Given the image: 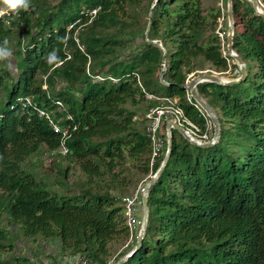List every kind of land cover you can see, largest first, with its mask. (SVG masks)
Returning <instances> with one entry per match:
<instances>
[{"label":"trees","instance_id":"obj_1","mask_svg":"<svg viewBox=\"0 0 264 264\" xmlns=\"http://www.w3.org/2000/svg\"><path fill=\"white\" fill-rule=\"evenodd\" d=\"M232 8L233 50L246 64V80L197 85L218 116L217 143L196 147L172 130L168 160L149 188L142 245L123 264H264V18L248 0H232ZM218 18V11L205 14L201 0H60L54 6L31 0L29 11L0 18V45L8 40L16 70L15 77L7 66L0 70L1 252L18 247L20 230L27 242H53L65 258L82 254L91 264L107 263L110 243L129 234L124 205L112 193L120 186L114 169L129 158L154 174L166 152L163 129V151L150 166L147 121L133 119L140 108L149 112L173 99L205 131L206 119L184 86L205 65L228 71L231 58L214 34ZM54 51L58 59L50 64ZM243 89L253 96L242 98ZM18 97L46 110H54L55 99L63 102L71 118L63 123L71 128L67 155L57 152L60 135L32 108L15 104ZM231 134L254 144L242 161L228 154ZM44 148L79 167L85 180L78 191L63 182L69 166L53 163L55 182L69 193L53 191L48 176L34 171L30 160ZM61 257L47 255V264H63Z\"/></svg>","mask_w":264,"mask_h":264},{"label":"rangeland","instance_id":"obj_2","mask_svg":"<svg viewBox=\"0 0 264 264\" xmlns=\"http://www.w3.org/2000/svg\"><path fill=\"white\" fill-rule=\"evenodd\" d=\"M60 0H47L48 4L50 6L56 5ZM149 0H143V4L147 5ZM202 2V8L204 9L205 14H209L210 11L214 12H219V18L216 20V26H215V31L214 34L218 36L220 43H221V50L222 44L224 41L225 36H227V0H201ZM262 4V3H261ZM263 5V4H262ZM264 6V5H263ZM152 8V7H151ZM151 8L149 11V16L151 14ZM235 23H237L234 20ZM237 30L240 31V27L237 26ZM219 34L223 35V38L219 36ZM227 52V51H226ZM227 54V53H226ZM227 56V55H226ZM18 60V59H17ZM7 65H6V63ZM229 66H228V71L227 72H216L215 70L211 69L209 65H205L204 70L202 71H196L195 74L190 75V80L194 77H197L199 75L203 74H217L223 77L224 79L227 80H234L239 77V69H233L231 71V66H235L236 64L235 61L232 59L229 60ZM5 66L9 69L11 72L12 76L15 77L16 75V70H15V56L12 52V57L8 61H0V70H4ZM237 66V65H236ZM252 72H254L252 70ZM189 80V81H190ZM9 81L8 79L5 80ZM8 83V82H7ZM6 83V84H7ZM10 90V87H8L6 90H3L1 93V99L4 100L7 97V94ZM244 94L242 95V98L244 99H250L253 96V92L250 90L243 89ZM146 108L145 106L140 108V110L137 111L136 117L133 119L134 122L141 123L142 121L145 122V116L148 111H144ZM253 143L245 142L235 140V137L233 134L230 136V143L227 145L228 148V154H230V157L239 159L242 161L247 154L252 150ZM33 165H34V171L38 173L39 176H48V185L49 187L57 192V193H62V192H67L66 189L62 188L59 186L55 180L58 177V168L53 165V163H60L62 167L69 166L70 171L68 173V176L65 180H63L64 184H66V187L70 190L69 192H76L79 189V186L82 181L85 180V176L81 172L78 166L72 165L71 163H67L65 159H58L55 157L53 154L50 155V153L44 149L41 150L40 153L36 154L31 160H30ZM31 165V164H30ZM113 174L117 175L118 180L120 182V186L118 187L117 190H113L112 193L115 197L120 199L121 203L123 197L127 195H132L137 188L144 184L145 180H149L150 172L148 174L144 173L140 163L136 162L134 160H131L129 158H126L124 162L118 167L115 168L113 171ZM110 180V176L106 175L104 176V183L105 187L111 188V185L107 183V181ZM67 192V193H69ZM137 218L140 224L137 226V239L138 235L141 229L142 225V220H143V210L141 208L138 209L137 211ZM19 236L18 239V247L15 248L12 252L9 249H6L5 252L0 251V261L1 260H6L11 262L12 264H21L19 260H16L17 258L20 257H26L30 258L31 260L35 261L38 260L36 264H47L46 257L47 255H55L61 257L62 254L59 252V249L56 244L53 242L50 243H45L41 242L40 239H37L35 241H25L21 235H20V230H16V233L14 234V237ZM137 239H133V242L128 246L125 247L128 238H117L114 241H112L109 245V256L106 258V262H111L113 261L114 264H117L119 260L122 258L126 257L127 254L130 252V250H134L135 246L137 243ZM41 242V243H40ZM122 256V258H120ZM61 261H63V264H69V258H65L64 256L61 257Z\"/></svg>","mask_w":264,"mask_h":264},{"label":"built area","instance_id":"obj_3","mask_svg":"<svg viewBox=\"0 0 264 264\" xmlns=\"http://www.w3.org/2000/svg\"><path fill=\"white\" fill-rule=\"evenodd\" d=\"M97 12L96 10H92L90 15H95ZM221 38H223V35L219 34ZM222 48L224 49V41L222 44ZM227 52L225 49L223 50L222 54L225 58H227ZM227 55V56H226ZM229 57V56H228ZM229 62V60L227 59ZM189 81L186 82L187 86ZM45 89V87H44ZM188 92V100H190L191 95ZM150 98V97H147ZM163 101V104L160 106H157L155 108H152L149 110V112L146 114V124H147V134L148 139L151 143V157H150V166L153 165V163L160 157L163 148H164V140L162 139L163 135V129H165V123L168 121H173L176 123L179 127H181L185 133L195 142L199 144H207L211 143L215 145L217 143L218 137H214V127L211 122V120L204 115L205 113L198 107L201 111L203 116L206 119V125H205V131H201V129L187 120L183 114V111L176 106V101L173 99H161ZM15 104H18L21 106L22 109H28L32 108L39 116L40 119H43L46 124L51 128V130L55 134L60 135V147L57 150V152L60 155H67L68 149L65 146V142L71 138L70 133V126H63V123H66L67 120L71 119L70 116L67 115L66 109L63 105V102L60 100L55 99L53 101L54 104V110H46L43 108H40L35 102H33L31 97H18L15 99ZM76 127L72 128V131H75ZM166 134V131H165ZM56 152H52V154H55ZM155 174V173H154ZM152 171H150V177L154 175ZM145 183L140 185L137 190L132 193L131 196H127L122 199V203L124 205V215H125V221L126 226L128 229V241L125 245V247H128L132 242L133 239H137V226L140 224L137 218V211L139 208L143 210L142 205V198L144 195L145 185L147 181H144ZM137 241V240H136ZM136 244V243H135ZM134 250H130V252L127 254L131 255ZM69 258V264H91V261L82 254L73 255ZM106 264H114L113 261L107 262Z\"/></svg>","mask_w":264,"mask_h":264},{"label":"water","instance_id":"obj_4","mask_svg":"<svg viewBox=\"0 0 264 264\" xmlns=\"http://www.w3.org/2000/svg\"><path fill=\"white\" fill-rule=\"evenodd\" d=\"M157 0H155L156 2ZM255 11V13L261 17L264 18V6L261 4L259 0H248ZM154 5L152 6V8ZM151 8V10H152ZM227 45H226V51L227 55L235 61L234 64L237 65L239 69V77L234 80H227L221 77L217 74H203L199 75L197 77L192 78L187 86H184L186 90L189 91L191 97L194 99L195 103L200 107V109L205 113V115L211 120L213 127H214V137H218L219 135V121L218 116L216 112L206 105L205 101L198 95L196 87L200 83L208 82V83H215L221 86H232V85H239L243 83L246 80L247 77V67L244 63L243 59L233 50V36H234V29H235V22H234V16H233V8H232V0H227ZM149 24H150V16H149ZM153 43H156L155 41ZM160 48H162L161 44H158ZM166 64H165V55L163 57V69L160 73V79L162 80V75L164 73ZM172 130L177 131L187 142H189L191 145L200 147V148H211L214 145L211 143L207 144H199L195 141H193L186 133L185 131L179 127L176 123L173 121H168L165 125V131H166V137H167V145H166V152L164 159L159 167V169L155 172V174L150 177V179L147 181L145 185L144 195L142 198V205H143V220L141 229L138 235L137 243L135 246V249L131 255H128L121 260L117 262V264H123L125 263L129 258L132 257V255L138 251L142 245V240L144 238V233L147 226V220H148V192L151 185L155 183L157 178L159 177L160 173L162 172L163 168L166 165V162L168 160L170 150L172 147V138H171V132Z\"/></svg>","mask_w":264,"mask_h":264},{"label":"clouds","instance_id":"obj_5","mask_svg":"<svg viewBox=\"0 0 264 264\" xmlns=\"http://www.w3.org/2000/svg\"><path fill=\"white\" fill-rule=\"evenodd\" d=\"M31 8V0H0V18L9 15L18 16L21 11L27 12ZM8 40L5 39L3 45H0V61H8L12 57V51L8 47ZM55 51L49 54L48 63L57 61Z\"/></svg>","mask_w":264,"mask_h":264}]
</instances>
